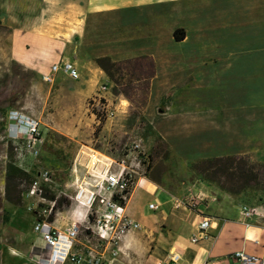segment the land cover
I'll return each instance as SVG.
<instances>
[{"label":"crops","instance_id":"0c3cea01","mask_svg":"<svg viewBox=\"0 0 264 264\" xmlns=\"http://www.w3.org/2000/svg\"><path fill=\"white\" fill-rule=\"evenodd\" d=\"M0 1V13H10L15 24L8 33L9 55L38 77L57 61L71 62L76 73V64L83 62L86 82L93 86L106 79L93 58H149L153 74L141 109L146 120L158 110L149 130L166 154L192 152L196 164L233 155L264 159V0H30L37 12L32 5L31 12L26 10L25 0ZM57 20L68 25L41 31L42 24ZM174 30L181 31L180 41L172 39ZM33 57H48L51 64L46 68ZM183 73H191L188 85ZM65 80L71 81L55 73L48 86ZM167 91L170 96L159 108ZM190 193L182 201L181 193L168 191L154 178L137 177L122 206L136 228L123 234L110 249L113 254L105 245L87 243L83 235L75 247L105 264H153L168 253L177 255V264H238L230 258L235 251L264 258L263 213L243 219L240 208L245 205L238 194L220 191L204 179L196 180ZM25 216L31 222L23 211L11 217L17 229L21 223L27 226ZM202 219L208 221L204 238L191 243ZM71 221L68 212H58L50 226L58 229ZM42 248L34 237L29 245L33 256Z\"/></svg>","mask_w":264,"mask_h":264},{"label":"rangeland","instance_id":"374dc122","mask_svg":"<svg viewBox=\"0 0 264 264\" xmlns=\"http://www.w3.org/2000/svg\"><path fill=\"white\" fill-rule=\"evenodd\" d=\"M2 3L3 1H0V4ZM24 4L29 12L31 8L37 12L34 2L25 0ZM31 5L32 7L29 8ZM3 13H0V111H5L6 115L14 111L34 119L37 122L41 142L39 156L36 159L29 158L21 146L20 155L23 160L17 166L19 162L15 157L17 150L6 136L9 126L5 117L3 130H0V264H37L31 249L29 250L30 243L37 236L31 231L29 218L25 216L24 222L27 226L21 223L18 230V225L12 222L11 217L18 211L26 212L27 208L33 211L35 206L41 207L46 203L44 200L41 204L34 196L28 198L20 196L18 207L10 206L1 200L7 146L10 147L9 160L28 178L31 179L30 176L38 167L54 172L59 185L47 192L52 193L54 197H62L68 202L67 206L60 208L59 213L68 211L69 200L63 196V193L69 196L73 192L74 186L69 184L72 178L79 180L92 174L91 170H100L99 165L89 167L86 164L87 155H93L122 174L127 173L130 181L127 194L133 181L137 177L146 175L157 180V183L168 191L181 193L182 201L187 194L191 196L192 184L196 180L203 179L192 170L197 162L194 160L196 157L192 156V152L173 150L162 158L161 149L164 144L160 142L158 146V137L154 134V130H149L152 119L154 120L155 115L159 113L158 110L151 116V120H146L141 107L138 108L136 104L129 105L120 96L110 93L111 84L106 79L98 81L93 86L90 85L86 82L87 68L84 67L86 65L83 62H80V67L77 64L75 66L78 74L76 81L65 80L51 86L43 84L35 72L10 57L8 33L15 24L10 13L7 12V15ZM57 19L59 20V16ZM58 20L50 24H42L41 31L46 32L47 28L61 29L68 25ZM23 45L28 47L27 44ZM33 58L46 68L51 64L48 57L39 60ZM183 74L182 81H187L188 85L193 80L191 73ZM185 90L188 92L187 95L191 94L189 89ZM42 143L48 147V153L43 151ZM247 160L251 164L264 167V159L260 162L251 161L249 158ZM262 172L264 176V169ZM26 187L22 183L18 185L21 192ZM237 194L243 205L249 208L260 207L264 214V191L261 188L243 189ZM162 198L164 196L161 194L158 201L160 202ZM50 213L53 217L58 212L53 210ZM262 222L264 224V221ZM77 228L81 230L78 223ZM79 235L83 233L79 231ZM117 244L118 241L115 245L106 247L110 250ZM95 247L98 248V245Z\"/></svg>","mask_w":264,"mask_h":264},{"label":"built area","instance_id":"2783aa9c","mask_svg":"<svg viewBox=\"0 0 264 264\" xmlns=\"http://www.w3.org/2000/svg\"><path fill=\"white\" fill-rule=\"evenodd\" d=\"M60 73L71 81L77 79V73L71 62L60 60L52 63L47 72L39 76L40 82L49 85L52 83L53 75ZM104 89V87H101ZM9 129L7 138L10 139L16 147L15 157L18 164L21 162L20 147L25 149L26 154L31 159L39 156V145L41 142L40 134L37 131V122L25 115L10 111L6 115ZM81 153V152H80ZM91 157L93 159H91ZM86 164L89 167L99 165L100 170H91L86 178L79 180L72 178L69 183L74 186L71 195H64L69 200L68 215L73 218L72 223L58 229L51 228L46 218L51 211L52 202L46 201L45 205L35 206L31 212V231L37 234L42 243L46 256L38 255L37 264H105L103 260L87 252L81 253L76 247L75 242L79 231L83 233L87 243L92 241L93 246L115 245L117 241L130 229H135L136 225L123 213V208L117 202L123 201L124 191L129 187L130 181L127 173H120L115 168L100 161L93 155H87ZM58 178L53 171L49 169L36 168L26 189L20 193L21 197H36L41 204L40 198L42 190L52 191L58 186ZM62 194V193H61ZM146 208L150 211L156 210V205L147 204ZM84 210V215L80 216L79 211ZM259 208H240L243 219H249L252 216L262 217ZM76 223V225H74ZM77 223L81 230L77 228ZM208 221L200 220L195 226V234L189 238L191 243L204 238V229ZM112 255V250H110ZM238 264H264V258L246 254L242 251H235L230 255ZM178 257L175 253H168L164 260L155 261L153 264H177Z\"/></svg>","mask_w":264,"mask_h":264},{"label":"trees","instance_id":"16d2710c","mask_svg":"<svg viewBox=\"0 0 264 264\" xmlns=\"http://www.w3.org/2000/svg\"><path fill=\"white\" fill-rule=\"evenodd\" d=\"M174 41L182 39V33L174 30L171 33ZM93 65L103 74L106 80L111 84L110 93L120 96L129 105L136 104L138 108L142 107L147 93V83L152 77V62L147 57H138L133 59L110 62L106 57H97L92 59ZM170 96V91L165 92L160 99L158 107ZM6 112L0 111V130H3ZM160 146V141H157ZM40 147V146H39ZM161 149V147H159ZM165 152L161 149V156L165 158ZM6 161L3 166V182L1 190V200L10 206L18 207L20 204V193L18 189L20 183L29 184L28 178L21 170L15 167L10 159V147L5 151ZM261 165L251 164L243 156H225L205 159L192 167V170L206 181L213 182L217 189L229 194H237L243 189L261 188L264 191V176ZM31 177V176H30ZM127 189L124 191V196ZM40 198L52 202L51 211H60V208L67 206L68 202L62 197H54L50 192L42 190ZM123 205L121 200L117 202ZM50 211V212H51ZM31 216L32 213L28 212ZM47 222H52L51 213L46 218ZM42 257L46 256V251L40 252Z\"/></svg>","mask_w":264,"mask_h":264},{"label":"bare ground","instance_id":"6f19581e","mask_svg":"<svg viewBox=\"0 0 264 264\" xmlns=\"http://www.w3.org/2000/svg\"><path fill=\"white\" fill-rule=\"evenodd\" d=\"M91 159H93V158L91 157Z\"/></svg>","mask_w":264,"mask_h":264}]
</instances>
